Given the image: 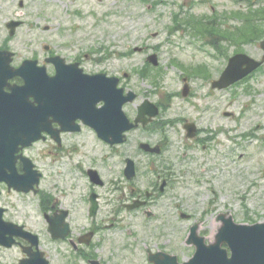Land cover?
Masks as SVG:
<instances>
[{
    "label": "rangeland",
    "instance_id": "obj_1",
    "mask_svg": "<svg viewBox=\"0 0 264 264\" xmlns=\"http://www.w3.org/2000/svg\"><path fill=\"white\" fill-rule=\"evenodd\" d=\"M149 5H154L153 9H147ZM18 16L30 23L10 43L18 47L22 56L30 47L26 44L34 38L53 45L52 50L61 56L69 39L81 40L89 54L102 59V69L98 67V70L119 77L122 87L137 93V99L125 107L129 117L136 114L137 105L144 99L161 101L162 107L168 109L164 117L170 119L163 120L162 126L169 140L175 142L184 135L181 120L195 118L194 113L191 115L194 105L209 103L215 109L216 126L226 127L230 136L222 135L219 141L237 151L235 154L222 146L220 153L216 150L212 154L216 162L223 158L224 150L229 154L224 160V169H230L224 176L225 183H216L209 189L194 188L193 193L183 191L184 197L179 200L181 209L198 212L193 219L180 218L172 190L152 210L156 216L148 219L142 213L114 211L125 202L111 204L113 190L108 188L123 186L125 182L116 166L123 168V161L129 156H136L139 165L147 160L139 152L138 144L158 142L160 134H145L139 128L129 133L124 145L111 150L88 128L74 140L66 137L71 145L66 159L62 153L54 152L50 142L36 144L29 155L45 168L43 198L62 199L65 195V205H72L73 218L79 220L86 214L82 208L83 188L89 183L81 168L100 163L98 168L108 183L102 191L100 214L108 218L112 217V211L117 213L113 218L115 228L102 231V235L114 239L117 264H148V248L178 254L184 261L190 259L195 252L194 246L187 244L192 225L204 221L201 234L214 242L219 227L214 219L215 211L202 212L210 202L215 203L212 209L229 210L239 223L264 222V68L246 83L201 99L211 88L208 82L219 78L229 57L236 53H246L255 59L263 56L260 44L264 39V0H0L1 21ZM8 32L4 26L0 27L3 43L9 37ZM140 47L144 48L143 52L135 51ZM151 54L158 55V67L146 61ZM183 78L191 81L196 98L185 101L182 97ZM224 111L234 116L224 117ZM235 142H241L242 147L236 148ZM240 153L244 156L239 157ZM54 160L61 161L54 164ZM78 162L81 168L76 165ZM141 166L142 172L148 169L147 164L146 168ZM141 175V183L151 185L152 181ZM189 193L192 195L187 196ZM185 199L189 202L184 203ZM7 200L15 206L10 209L9 217L37 233L42 250L48 257H54L40 198L31 193L22 198L9 195ZM18 261L15 258L13 264Z\"/></svg>",
    "mask_w": 264,
    "mask_h": 264
},
{
    "label": "flooded vegetation",
    "instance_id": "obj_2",
    "mask_svg": "<svg viewBox=\"0 0 264 264\" xmlns=\"http://www.w3.org/2000/svg\"><path fill=\"white\" fill-rule=\"evenodd\" d=\"M23 6V1H21L20 7L22 8ZM13 24L17 27L15 28L14 35L11 36L10 29ZM27 25H30V23H26L20 16L8 21H1L0 18V27L4 26V28L9 29V37L5 39L4 43L0 36V42H2L0 44V124L8 116L10 120H15L18 112H23V109L18 110V108L27 106L25 95H29L24 93L23 88L27 83L26 79H28L33 86L38 100L29 96V100L34 102L31 113L21 114L16 119L24 121L33 116V122L44 126L47 125L49 131L58 132L55 134L49 132L48 138L45 140L50 142V147L55 153H62V158L66 159V156H69L71 153L69 152L71 145L69 146L67 143L66 137L74 140L85 129H88L86 125L88 122L105 125L103 128L100 127L99 135L101 137L97 138L111 150L117 149L119 145L113 146L110 143L115 140V138L111 137L116 132L113 126L118 118H115L114 114L105 115L101 111L106 106L109 92H104L103 89L111 87V82L108 80H118L117 86L124 89L125 92L127 91L122 87L121 79L105 73L103 70H98V67L102 69V59L97 58L92 53L89 54L81 40L69 39L66 45V52L64 56H61L52 50L53 45L34 38L26 44L30 47L27 48L26 53L22 56L18 47L10 43L17 38L18 31ZM8 52H10V55ZM146 61L149 63V56L146 58ZM224 70L221 72L219 78L224 73ZM261 71L254 72L234 85L238 86L245 81L252 80ZM125 75V77L128 76V74ZM197 77L204 78V76L198 75ZM215 80L217 79H213L210 83L208 82L211 88L207 96L201 97V99L206 100L213 97L216 92L220 93L234 86L232 85L227 89L220 90L215 87ZM205 82L207 81L204 80ZM182 84V97L184 100L189 101L196 98L191 81L188 78H183ZM126 93L128 95L133 93L135 100L138 97L137 93H134L133 90H128ZM95 95L102 97L105 95L106 102L104 103L103 100H99L96 104L97 111L92 114L93 109L91 104ZM161 104V101H152V99L146 98L137 105L135 115L130 117L127 115L129 120L136 124L134 130L140 128L145 131V134L147 132H155L156 134H160V140L155 143L143 141L151 147L156 148L154 151H145L141 145L139 147L140 143L138 144L139 152L147 157V160L144 159L141 162V164L145 165V168L147 164L148 168L144 169L143 172L142 166L141 164L139 165L136 156L126 157L123 161V168L116 166L120 177L125 182L122 183L123 186L108 188L113 190L109 201L111 204L115 201L125 202L120 205V208H114V211H121L123 209L130 214L142 213L149 219L156 216V213L152 210H155L161 202H164L166 194L172 190L175 191L173 198L177 200L175 207L178 214H180V218L190 220L198 212H184L181 209L182 204L179 203V200L184 197L183 191L193 193L194 188L209 189L216 183H225L224 176L230 173V169H224L226 167L224 160L229 158V154L227 155L224 150V154L222 153L223 158L218 159L217 162L216 157L212 156V154L216 150L220 153V147L222 146L235 154H237V151L236 149L233 150L229 145H225V142L219 141L218 138L220 136H229L226 133L228 129L224 126H216L215 109L209 103L195 104L194 110L191 113V115L195 114V118H184L181 120L184 132L183 137L176 138L175 142L170 141L169 135L165 131L166 129L162 126L163 120H170L164 117L168 109L162 107ZM57 105L59 110H65H57ZM6 109L12 110L7 111ZM223 114L224 117L229 118L234 116L233 113L228 111H224ZM59 119L65 120L66 124L61 125ZM76 127H79L78 132ZM129 133L127 134L125 143L128 141ZM240 138L243 140L241 136ZM105 139H110L108 140L110 143ZM244 142L246 141L244 140ZM234 145L236 148H239L243 144L235 142ZM30 150H34V146L30 149L19 150L9 156L0 152L1 218L4 222L17 225V227H12L10 233H7L4 237L8 245H13H0V254L2 255L0 257V264H13L15 258L19 260L17 264H27L29 262L37 264L39 263V256L37 254L40 252L45 253L41 248L40 238L39 240H34L33 238L23 236L22 233L24 229L33 235L38 234L30 230L25 224L19 223L9 217L10 209L15 206L7 200V197L9 195H16L22 198L24 195L30 194H24L10 188L13 176H10V182L3 180V178L10 174L16 176L19 181L22 180L21 176L25 173L23 162L25 154L33 161V169L37 172V176H32L31 178L33 183H35L36 178L38 181L32 194L36 198H40L43 214L44 216L48 215V233L55 252L54 257H48L45 253V258L49 264H117L119 259L113 255L115 249L114 239L111 236L105 238L102 235V231L115 228L116 222L113 218L117 213L112 211V217L108 218H104L100 214L101 203L104 201L102 191L108 185L98 168L100 163L94 162L90 166L84 165L82 168L79 162L76 164L81 168L82 175L89 181L83 188L82 208L86 211V214L83 215L82 220H79L73 218L72 205H65V195H62V199L46 198L45 200L43 198L45 197V194L42 196L44 182L46 181L45 168L40 166L37 163L38 161L29 155ZM49 153L53 155V152ZM238 156L243 157L244 155L240 153ZM54 161V164H57L56 162H60L61 160ZM129 161H133L134 163L132 164ZM63 165V162H61L59 167L62 168ZM236 165L237 163L234 162V166ZM129 166L133 169L131 172L128 169ZM112 169L113 167L111 166L110 170ZM140 174L143 177L149 178L152 181L151 185L143 182V186L140 181ZM192 193H189L187 196H191ZM188 202V200H184V203ZM94 204L97 205V209L93 215L91 212ZM193 204L198 205L196 203ZM213 206H215L214 202L208 203L202 212L207 214L209 210L215 211L214 219L219 225L214 234L215 236L225 226V222L230 219L236 224H246L237 222L235 216L229 210L212 209ZM112 220L113 222H110ZM105 223L108 225L106 226L107 228L104 227ZM203 223L204 221H200V223L192 225V227L198 226L200 235H202L201 229ZM20 226L23 229H19ZM35 241L39 244H36ZM15 252L18 254L17 256H15ZM162 253L167 252L154 251L148 248L146 250L147 263L154 264L151 258H157L156 256ZM169 254L176 256L180 263H184L189 261L195 252L190 259L185 261L178 254Z\"/></svg>",
    "mask_w": 264,
    "mask_h": 264
},
{
    "label": "water",
    "instance_id": "obj_3",
    "mask_svg": "<svg viewBox=\"0 0 264 264\" xmlns=\"http://www.w3.org/2000/svg\"><path fill=\"white\" fill-rule=\"evenodd\" d=\"M261 46L264 49V41ZM149 60L154 65H157L156 55L151 56ZM263 63L264 58L261 62H258L245 54H238L231 58L228 68L221 79L215 83V86L218 88L228 87L256 70ZM110 82L111 87L103 89L104 92H109L107 95L106 106H104L101 112L105 115L114 114L115 118H118L113 126V128L116 129V132L111 138H115L113 141L114 143H120L123 141L122 133L132 128V125L129 124L122 112V106L127 101H131L133 95L130 94L128 97H123V89H116L118 81L111 80ZM99 100H105V95L103 97L95 95L91 104L92 108L94 107L95 109V105ZM94 109L92 114L96 113ZM25 123L27 122H23L20 125H24V128L31 132V134H39L40 136V130H37L38 127L36 123ZM90 124H92L99 133L100 127L103 128L105 126L96 123ZM0 138L2 140L1 144H3L0 149L4 150V145L8 144L9 138L4 137V135ZM36 138L38 137L33 139ZM17 188L29 192L31 187L25 183V181H20ZM96 209L97 205L94 204L91 212L93 215L95 214ZM197 231L198 226L193 227L191 236L188 240V244H193L197 247L196 254L191 261L185 264H264V224H256L253 226L235 225L230 219L226 221L225 226L220 229L219 234L216 236L215 243L210 245L206 244L205 238L200 237ZM6 233H10V230L7 232L0 231V243L2 244H7L4 239ZM224 244L230 249L231 257L228 256V251L226 249H222ZM11 245L12 244H9L8 246ZM156 257L157 258H151L155 264H178L177 258L169 255L162 254L161 257L159 255ZM31 264L33 263L31 262ZM37 264H48L43 260L42 254H39V263Z\"/></svg>",
    "mask_w": 264,
    "mask_h": 264
},
{
    "label": "trees",
    "instance_id": "obj_4",
    "mask_svg": "<svg viewBox=\"0 0 264 264\" xmlns=\"http://www.w3.org/2000/svg\"><path fill=\"white\" fill-rule=\"evenodd\" d=\"M250 1V0H249ZM252 4V3H251Z\"/></svg>",
    "mask_w": 264,
    "mask_h": 264
}]
</instances>
